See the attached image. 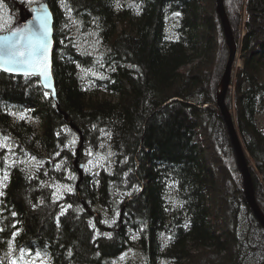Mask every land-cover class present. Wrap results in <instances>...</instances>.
I'll return each mask as SVG.
<instances>
[{
  "label": "trees",
  "instance_id": "1",
  "mask_svg": "<svg viewBox=\"0 0 264 264\" xmlns=\"http://www.w3.org/2000/svg\"><path fill=\"white\" fill-rule=\"evenodd\" d=\"M3 1L15 15L52 7L62 112L39 78L0 71V142L15 145L0 148V264L24 250L52 264H264L216 107L229 57L216 0ZM225 3L242 60L227 103L264 211V0Z\"/></svg>",
  "mask_w": 264,
  "mask_h": 264
},
{
  "label": "water",
  "instance_id": "2",
  "mask_svg": "<svg viewBox=\"0 0 264 264\" xmlns=\"http://www.w3.org/2000/svg\"><path fill=\"white\" fill-rule=\"evenodd\" d=\"M18 17L12 27L5 33H0V50L9 48L13 43L23 45L24 48H35L40 52V44L46 45V53H41L29 64H16L13 67L15 71H5L7 65L0 60V71L13 76H29L40 79L43 88L51 94L52 98L57 102L60 112V103L58 100V89L54 74V51L56 47V28L55 14L48 2H42L31 5L29 7L24 4L17 3ZM225 0H216V12L225 37V42L229 50V57L221 84L216 97L217 108L219 109L220 120L223 121L224 127L229 137L230 145L233 149L237 169L242 175L244 184L245 198L253 217L259 222L264 229V212L259 205L256 197L253 174L247 150L242 143L243 140L238 131L234 113L228 107L227 97L230 92L233 81L235 67L237 64L240 49L238 48L233 26L230 21ZM46 56V65H45ZM66 119L69 117L66 115ZM72 128L77 130L83 140L82 132L72 122ZM82 148V146H81ZM80 148V149H81ZM80 151V150H79ZM75 167L78 169L81 179L84 177L85 164H80V155L75 159Z\"/></svg>",
  "mask_w": 264,
  "mask_h": 264
},
{
  "label": "rangeland",
  "instance_id": "3",
  "mask_svg": "<svg viewBox=\"0 0 264 264\" xmlns=\"http://www.w3.org/2000/svg\"><path fill=\"white\" fill-rule=\"evenodd\" d=\"M201 1H203V0H200V4H201ZM203 4L205 7V3H203ZM202 7H203V5H202ZM15 20H16V16H15V14H13L11 12V9L9 8L8 4L5 1L0 0V33L7 32L12 27ZM200 44H202V43H200ZM225 44H226V42H225ZM225 44H224V46L226 48H224V49L228 50V47ZM224 49H223V52H224V54H226V51ZM228 52H229V50H228ZM239 54L240 55L238 56L236 67L234 69L235 70L234 77H233L234 82L236 79L237 68L241 67V65H242V60L240 57L241 52ZM226 64H225V67H226ZM192 67H193V65H190V66L186 67L183 71L189 70ZM224 72H225V70H224ZM233 81H231V82H233ZM230 89H231L230 95L233 97L234 87L231 86ZM258 118L261 122V126L264 127V116L261 115ZM1 147L6 148L7 154L9 157L13 156L12 152H13V149L15 147L14 143L10 142V140H3L2 142H0V148ZM30 163L32 166H35L37 164L36 160H31ZM257 201H258V199H257ZM21 264H52V260L50 259L49 256L44 255V253H42V252H37V251H32V250H24V251H22V254H21Z\"/></svg>",
  "mask_w": 264,
  "mask_h": 264
},
{
  "label": "snow or ice",
  "instance_id": "4",
  "mask_svg": "<svg viewBox=\"0 0 264 264\" xmlns=\"http://www.w3.org/2000/svg\"><path fill=\"white\" fill-rule=\"evenodd\" d=\"M41 53H46V45L43 42L40 44V52L35 48H24L23 45L13 43L9 48L0 50V60H3L4 65H7L4 69L5 71H15L16 69L13 65L29 64L31 66L32 60Z\"/></svg>",
  "mask_w": 264,
  "mask_h": 264
},
{
  "label": "flooded vegetation",
  "instance_id": "5",
  "mask_svg": "<svg viewBox=\"0 0 264 264\" xmlns=\"http://www.w3.org/2000/svg\"><path fill=\"white\" fill-rule=\"evenodd\" d=\"M15 16H16V20H17V15H15ZM16 20H15V21H16Z\"/></svg>",
  "mask_w": 264,
  "mask_h": 264
},
{
  "label": "bare ground",
  "instance_id": "6",
  "mask_svg": "<svg viewBox=\"0 0 264 264\" xmlns=\"http://www.w3.org/2000/svg\"><path fill=\"white\" fill-rule=\"evenodd\" d=\"M232 85V84H231ZM259 223V222H258Z\"/></svg>",
  "mask_w": 264,
  "mask_h": 264
}]
</instances>
